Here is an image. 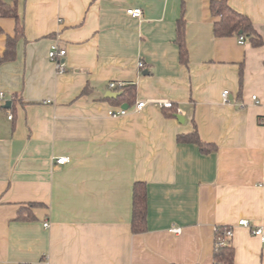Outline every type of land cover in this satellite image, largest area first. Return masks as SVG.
<instances>
[{
	"label": "crops",
	"instance_id": "0c3cea01",
	"mask_svg": "<svg viewBox=\"0 0 264 264\" xmlns=\"http://www.w3.org/2000/svg\"><path fill=\"white\" fill-rule=\"evenodd\" d=\"M209 1L17 0L24 36L0 63V264H220L216 226L233 227L232 264H264V242L237 224L264 232V43L215 36ZM228 3L264 41V0ZM0 27L1 56L15 20ZM110 81L135 84L134 102L108 100ZM193 122L214 150L177 141ZM138 181L146 230L134 233Z\"/></svg>",
	"mask_w": 264,
	"mask_h": 264
},
{
	"label": "trees",
	"instance_id": "16d2710c",
	"mask_svg": "<svg viewBox=\"0 0 264 264\" xmlns=\"http://www.w3.org/2000/svg\"><path fill=\"white\" fill-rule=\"evenodd\" d=\"M209 10L216 19L213 22V32L215 36H239L242 35L249 41L252 46H260L264 43L261 36L255 30L249 17L234 8H232L228 0H210ZM0 17H10L15 20L14 34L8 35L5 40V48L0 56V63L14 59L16 52L17 40L24 36L23 23L18 15L17 0H12L11 3L0 0ZM183 18L180 17L177 22L176 42L179 46L180 61L187 62L186 48L184 44V29ZM3 33L0 27V34ZM118 92V95L108 100L116 104L127 103L131 105L136 96V87L133 83H124L122 87L113 90ZM82 92H85V88ZM172 108V107H171ZM193 130L189 133L178 134L177 141L182 143H194L200 151L207 153L216 148V145L211 142L203 141L197 131L196 124L193 122ZM230 226H216L217 232L214 234V261L220 264L233 263V247L230 243L231 238L227 239L222 246H216V234L222 232ZM132 232L138 233L146 230V188L143 182H134L132 189Z\"/></svg>",
	"mask_w": 264,
	"mask_h": 264
},
{
	"label": "built area",
	"instance_id": "2783aa9c",
	"mask_svg": "<svg viewBox=\"0 0 264 264\" xmlns=\"http://www.w3.org/2000/svg\"><path fill=\"white\" fill-rule=\"evenodd\" d=\"M126 12L128 14H130L131 16L134 17H140L141 16V8L139 7H133V8H128L126 10ZM245 42V38L242 35L238 36V43L243 44ZM65 49L62 48L61 46H59L57 43H53L50 46V49L48 51V56L50 58V60H52L57 68L58 71L62 72L64 71V62L62 61L64 55H65ZM138 66L139 67H143V62H138ZM123 82H117V81H110L107 84V88L111 91L115 90L116 88H120L123 86ZM222 98L224 99V101L228 100V90H223L221 93ZM252 100L257 103L258 99L256 97V95H252ZM7 101V97L6 94L3 91H0V104L4 105ZM145 102L143 101H139L136 102L135 104V109L136 110H140L143 106H144ZM162 106L164 108H171L172 107V102L171 101H164L162 102ZM126 109L124 108H118V109H110L108 110V114L110 116H120L125 114ZM8 119L12 118L11 114L7 115ZM264 123V121H263ZM54 160V164H64L68 161V157L66 156H56L53 158ZM238 225H242L245 226L247 228H249L250 232L254 235L259 236V238L261 239L262 242H264V232H263V228L261 226L258 225H250L249 222L246 219H240L237 222ZM48 223H44V226H47ZM174 232H179L180 228H172L171 229ZM215 232H217L216 228H215ZM233 235V227H229L226 228L222 234H216L215 237V244L216 246H222L226 243L227 239L231 238Z\"/></svg>",
	"mask_w": 264,
	"mask_h": 264
},
{
	"label": "water",
	"instance_id": "95a60500",
	"mask_svg": "<svg viewBox=\"0 0 264 264\" xmlns=\"http://www.w3.org/2000/svg\"><path fill=\"white\" fill-rule=\"evenodd\" d=\"M118 95V92H114V91H111V90H108L106 93H105V97H108V98H113V97H116ZM9 106V101H6V103L4 104V107H8ZM127 107V104H123L122 105V108H126ZM177 118L179 121L182 122L183 118L182 116L180 115H177Z\"/></svg>",
	"mask_w": 264,
	"mask_h": 264
}]
</instances>
